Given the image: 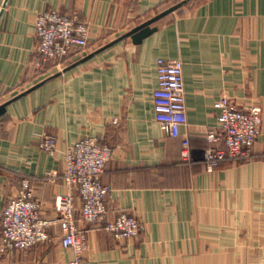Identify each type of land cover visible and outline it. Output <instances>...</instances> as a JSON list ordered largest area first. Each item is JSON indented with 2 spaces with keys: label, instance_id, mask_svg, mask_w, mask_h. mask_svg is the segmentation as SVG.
I'll return each mask as SVG.
<instances>
[{
  "label": "crops",
  "instance_id": "obj_1",
  "mask_svg": "<svg viewBox=\"0 0 264 264\" xmlns=\"http://www.w3.org/2000/svg\"><path fill=\"white\" fill-rule=\"evenodd\" d=\"M185 1L141 44L126 38L63 73ZM51 10L77 14L90 28L89 46L39 69L36 22ZM159 59L184 63L188 126L180 138L156 121ZM44 81L0 117V264H264V0H0V106ZM222 99L260 107L262 128L251 160H227L210 172L207 135ZM48 134L58 140L55 156L40 147ZM89 136L113 149L100 178L110 189L108 220L134 216L143 225L137 239L119 240L81 219L64 154ZM24 191L52 222L49 238L6 251L2 215ZM70 193L87 240L80 256L62 246L56 222V199Z\"/></svg>",
  "mask_w": 264,
  "mask_h": 264
},
{
  "label": "built area",
  "instance_id": "obj_2",
  "mask_svg": "<svg viewBox=\"0 0 264 264\" xmlns=\"http://www.w3.org/2000/svg\"><path fill=\"white\" fill-rule=\"evenodd\" d=\"M90 28L79 23L77 14L66 15L56 10L40 13L36 22L37 68L57 61L59 64L72 54L89 46ZM156 121L173 138L182 137V129L188 126L184 63L181 59L158 60V86L153 92ZM220 109L218 125L211 128L207 138L213 144L205 152L208 171L219 168L225 161H248L253 157L254 146L261 134L262 109L250 107L239 109L228 99L216 103ZM223 144V145H222ZM58 140L45 135L40 147L48 154H57ZM182 158L189 161L192 147L188 135L183 136ZM113 156V149L102 144L96 137H85L68 148L64 154L66 183L79 192L82 200L81 219L97 223L119 239H137L142 230L141 222L126 213L108 220L106 198L108 186L100 178L106 164ZM56 222L62 229V246L73 249L80 256L86 247V237L78 231L77 208L73 194L57 197ZM52 224L44 218L40 203L30 191L9 200L2 215L1 247L11 252H25L48 239L47 230Z\"/></svg>",
  "mask_w": 264,
  "mask_h": 264
},
{
  "label": "water",
  "instance_id": "obj_3",
  "mask_svg": "<svg viewBox=\"0 0 264 264\" xmlns=\"http://www.w3.org/2000/svg\"><path fill=\"white\" fill-rule=\"evenodd\" d=\"M185 3H187V1L170 8V9L164 11L163 13H160L159 15H156L152 19H150L147 22H145V23L141 24L140 26L136 27L135 29H133L132 31H130L129 33H127L126 35H124L120 39L116 40L115 42H112V43L108 44L107 46L103 47L102 49L97 50L96 52H94V53L88 55L87 57L83 58L81 61L75 63L74 65L64 69L63 73L68 71V70H70V69H72V68H74V67H76L77 65H79L81 63H84V62L88 61L89 59H91L95 55L101 53L105 49L113 46L114 44H116V43H118V42H120V41H122V40H124L126 38H131L134 41L135 44H141L146 38L151 36L157 30V27H153V25L155 23H157L158 21H160L164 17L170 15L171 13L175 12L177 9L182 7ZM60 74H62V73H58V74L54 75L53 77H51L50 79L58 77ZM45 82L46 81L35 85L34 87L28 89L27 91L19 94L16 97H14L12 100H10V101L4 103L3 105H1L0 106V117L6 114L8 105H10L12 102L18 100L19 98L29 94L30 92L36 90L37 88L41 87Z\"/></svg>",
  "mask_w": 264,
  "mask_h": 264
},
{
  "label": "rangeland",
  "instance_id": "obj_4",
  "mask_svg": "<svg viewBox=\"0 0 264 264\" xmlns=\"http://www.w3.org/2000/svg\"><path fill=\"white\" fill-rule=\"evenodd\" d=\"M89 35H90V32H89ZM142 224V223H141ZM114 235V234H113ZM115 236V235H114ZM116 237V236H115ZM117 238V237H116ZM119 239V238H117ZM119 240H133V239H119Z\"/></svg>",
  "mask_w": 264,
  "mask_h": 264
}]
</instances>
